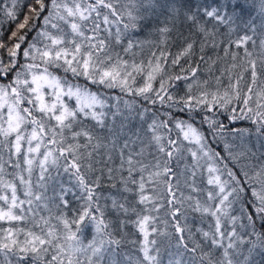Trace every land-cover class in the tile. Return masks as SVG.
Returning a JSON list of instances; mask_svg holds the SVG:
<instances>
[{
    "label": "snow or ice",
    "instance_id": "6c2138e0",
    "mask_svg": "<svg viewBox=\"0 0 264 264\" xmlns=\"http://www.w3.org/2000/svg\"><path fill=\"white\" fill-rule=\"evenodd\" d=\"M2 12L15 30L0 21V264H264V0H11Z\"/></svg>",
    "mask_w": 264,
    "mask_h": 264
},
{
    "label": "trees",
    "instance_id": "16d2710c",
    "mask_svg": "<svg viewBox=\"0 0 264 264\" xmlns=\"http://www.w3.org/2000/svg\"><path fill=\"white\" fill-rule=\"evenodd\" d=\"M23 2L24 3H27V0H23ZM10 4H11V0H0V21L3 22V30H4L5 37H8V35L10 34V31L15 30V24L9 23L4 18L3 12H2V9L5 6H8ZM25 14H27V9L26 8L20 14V20L21 21H22L23 16ZM172 51H173V53H175L177 51V48L174 47L172 49ZM0 53H2V50H0ZM3 55L6 57L7 54L6 53H3ZM220 55L223 56V53L221 52ZM145 56H147V52H145ZM194 59H197L198 60V55ZM181 63H183V61H181ZM230 63H231L230 58H228L227 60L218 61L217 65H216V69H226V68H228V66L230 65ZM206 69H207V65L202 63L201 66H200V71L197 73V75L201 79H203V78H205L207 76ZM54 71L55 72H58L57 74H59L62 77L65 76L64 72L62 70H60V69H58V70L55 69ZM239 71H240L239 68L232 69V78H233V80L236 79V73H238ZM215 74L218 75L219 74V71H217ZM66 78L69 80V82L78 84L81 87H84V86L87 85V87L91 91H94V92L99 89L105 95H109V96H118V95H121V93L119 92V89H111V90H109V89H103L101 86L92 85L89 82H86L82 77L81 78H73L71 76V73H68ZM245 79L246 80L249 79L247 73H245ZM227 84H228V78H227V72H225V75L222 78V88H221V90H223V87L227 86ZM173 91H174V93L182 96L184 94V92L186 91L185 82L184 81L178 82L177 89H173ZM193 91H196L195 86L193 88ZM123 99H132V97L124 96ZM70 103H74V101H70ZM141 103L147 104L146 101H141ZM147 106L148 107H152L150 104H148ZM156 107H159V105H157ZM209 115H211V113H209ZM179 116H180V118H185L183 113H180ZM227 116H228V114L226 112H224L223 110H221L220 113L216 116V119L219 120V121H222L225 124H229V120L227 119ZM196 125H197V127L200 126V116L199 115H197V117H196ZM234 127H239V128H252L253 126L250 124L249 121L242 120V121H238L236 123V125H234ZM204 131H205V133H207V125L204 126ZM208 139H209V142L211 143L212 148H214L216 151L220 152L222 156H224L225 158H227V152H225V150L223 149V143L222 142L217 143V142L213 141V139H212V137L210 135H209ZM228 139L231 141L232 140L231 136H229ZM249 139L251 140V142L253 144L256 143V139H255L254 136L253 137H250ZM234 143L239 144V140L234 141ZM225 162L229 164V167H232V162L231 161H228L226 159ZM222 166L223 165H221V167ZM234 170H236L237 172H239L238 167L236 169H234ZM224 178L226 179L227 177L225 176ZM240 179L243 180V176H240ZM244 196L247 197V199H249V200L251 199L250 193H245ZM242 208H244L245 210H247L249 212L252 211V206L250 204L236 203L234 205L235 214L239 215V212H240V210ZM208 219H210V218H208ZM188 223H189V226H191V227H202L205 230H207V227H208L207 223H204V224H201L200 223V217H199L198 214H195V213H190L189 214V216H188Z\"/></svg>",
    "mask_w": 264,
    "mask_h": 264
},
{
    "label": "rangeland",
    "instance_id": "374dc122",
    "mask_svg": "<svg viewBox=\"0 0 264 264\" xmlns=\"http://www.w3.org/2000/svg\"><path fill=\"white\" fill-rule=\"evenodd\" d=\"M56 70H58V69H56ZM58 72H56V74H57ZM59 75V74H58ZM62 77V76H61ZM3 82H6V81H3Z\"/></svg>",
    "mask_w": 264,
    "mask_h": 264
}]
</instances>
